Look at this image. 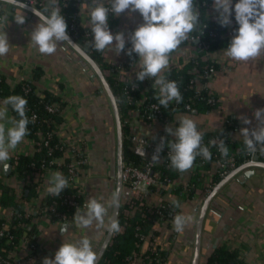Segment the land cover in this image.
Wrapping results in <instances>:
<instances>
[{
  "label": "crops",
  "instance_id": "crops-1",
  "mask_svg": "<svg viewBox=\"0 0 264 264\" xmlns=\"http://www.w3.org/2000/svg\"><path fill=\"white\" fill-rule=\"evenodd\" d=\"M100 2L105 7L110 8L109 0H100ZM91 6H93L92 0H81L78 11L81 23L90 29L89 11ZM197 10L199 11V8ZM2 15L9 17V24L5 31L8 34L10 49L6 56L0 57V73L7 78L11 86H15L19 81L33 76L35 67L43 70L37 89L54 91L64 101L68 102L62 114V126L71 131L77 127H82L94 140L90 148V164L86 168L85 186L87 191L84 203L89 198H97L106 204L110 203L113 198L111 192L116 187V182H114L116 177L112 175V170L109 167L112 161L110 162L107 156H103L101 151H96L94 148L98 142H106L110 145L113 135L110 124H107L109 118L107 96L101 91V86L94 82L91 66L83 64L81 56L71 47H66L64 42L58 43L56 51L51 55L41 54L33 47L29 42L31 31L39 23L37 16L25 17V23L18 24L14 17L22 14L11 5H0V16ZM207 15L211 20L217 21L218 13L212 4L207 10ZM143 22V17L138 11L131 15L126 11L119 17L110 13L108 24L113 34L123 32L127 40L130 33ZM226 47H218L204 56L205 59L218 66L212 70L205 84L209 93L219 99L218 105L207 111H180L171 120V125L178 126V120L188 116L196 121L201 133L221 130L230 126L232 139L242 142V137L238 136L240 129L255 127L258 122L254 112L256 109L264 108V55L247 62H237L224 55ZM195 53L193 44L178 46L170 54L169 67L182 65L189 60L188 56ZM102 56L110 65L114 66L123 65L126 59L125 49L119 55L110 49H105L102 51ZM136 64L138 62L127 72L130 79L136 75L138 70ZM103 71L106 76L110 74V69ZM2 102L3 100H0V104ZM8 115L11 116L10 108ZM242 116L251 119L252 123L250 125L244 124L240 119ZM138 125L137 133L148 136H157L162 129V123L156 120L143 121L140 119ZM31 149L30 145L22 142L15 151L29 152ZM94 152H97V157H99V160L95 162V159L93 160ZM259 158V160L254 158L248 166L243 163L232 170L228 174L233 173L232 177L205 205L214 188L226 177H223L219 183H215L214 176L217 173V166L211 164L206 174V180L196 197L181 201L180 213L190 215L194 219L192 223L186 226L181 250L176 249L177 240L172 245L167 264L192 263L197 222L203 210H205L204 227H206L202 231L201 259L212 252L215 248V240L220 238L219 243L224 240H231L232 242L241 240L250 244L251 250H244V252H249V256L253 255L255 264H264V166L260 164V161L264 162V158ZM7 163L9 164L10 160ZM191 172L190 169L181 173L175 184L164 186L161 189L162 197L167 200H178L179 195L176 194L175 190L180 183L189 181ZM2 175L5 176L7 183L12 184L16 181L14 176L6 175L3 165H0V176ZM212 178V190L206 193L203 188ZM44 194L45 191H40L36 202L42 201ZM112 210L113 207H109L108 216L110 217ZM8 211L9 208L0 206V217L6 215ZM30 222L31 225H34L35 242L40 253L37 258L23 261L20 264H43L45 257L54 259L56 251L64 241L74 242L84 236L90 239L94 251L98 252L107 234L105 229H97L95 223L90 228L80 229L75 223L49 221L45 214L40 215L39 213L33 215ZM247 225L252 226L251 229H248ZM63 227L67 228L64 234L60 231ZM170 233V227L162 226L159 232V241L165 243ZM231 233H234V237L225 239ZM190 237L193 240L192 244L189 242ZM28 256L29 252L23 248L13 254V257L18 260H24Z\"/></svg>",
  "mask_w": 264,
  "mask_h": 264
},
{
  "label": "clouds",
  "instance_id": "clouds-1",
  "mask_svg": "<svg viewBox=\"0 0 264 264\" xmlns=\"http://www.w3.org/2000/svg\"><path fill=\"white\" fill-rule=\"evenodd\" d=\"M21 0H0V5L19 6ZM110 8L92 0L89 11V24L93 39L91 46L96 51L110 49L117 55L122 53L127 42L131 43L127 54L139 56L136 68V78L143 81L146 78L153 81L154 99L167 109L170 102L182 103L183 96L176 81L169 80L165 70L169 68L170 54L190 38L194 28L199 26L200 13L195 7V0H109ZM26 7V5H25ZM212 7L218 13L217 22L222 26L233 23V13L238 28L224 49V55L233 61L247 62L264 55V0H213ZM128 12L129 15L139 12L143 17L140 24L126 37L123 32L113 34L109 28V14L119 17ZM39 17L30 35V44L41 54L51 55L60 42L72 43L68 34V24L61 12L59 0H46L42 11L34 10ZM16 23L24 24L25 16L16 15ZM9 24L7 15L0 16V57L6 56L10 49L8 34L5 31ZM207 25H204L206 28ZM203 34V33H202ZM201 34V35H202ZM197 37L194 38L196 42ZM73 44V43H72ZM75 45V44H74ZM133 61V62H134ZM135 87V85H133ZM28 101L21 95H9L0 104V165L7 171V163L11 154L22 143L28 134L29 117L27 116ZM9 107L16 114L9 116ZM255 127H243L238 136L242 137L243 151L255 156L264 154V108L256 109ZM246 125L252 123L247 117H240ZM35 116L32 117V122ZM178 126L167 125L166 132L172 139L161 137L156 152L152 156L154 162L160 159L159 153L167 146L169 167L178 172H186L193 167L197 157L211 160L210 147L203 143V134L198 130L194 119L184 116L178 120ZM209 144L217 147L222 156L227 157L229 148L223 139L219 143L215 139ZM264 166V165H262ZM68 187L67 178L59 171L49 174L46 192L52 196H61ZM174 209L182 207L177 199L170 201ZM115 194L110 203L106 204L97 198H89L83 208L77 207L73 217L75 225L80 229L90 228L94 223L97 229H105L109 233L119 231V223L108 216L109 207L117 206ZM107 217V221H106ZM193 217L177 213L173 217V230L183 232ZM64 234L66 227L60 229ZM98 254L94 251L90 239L86 236L77 241H64L56 251L55 257H45L43 264H96Z\"/></svg>",
  "mask_w": 264,
  "mask_h": 264
},
{
  "label": "trees",
  "instance_id": "trees-1",
  "mask_svg": "<svg viewBox=\"0 0 264 264\" xmlns=\"http://www.w3.org/2000/svg\"><path fill=\"white\" fill-rule=\"evenodd\" d=\"M81 0H59L61 12L65 17L68 24V33L74 38V40L89 53V55L99 64L102 70L110 69V74L107 75L109 84L116 96L120 114L123 123V160L127 162L140 163L139 158L133 154L130 149V140L128 138L129 125L126 123V117L128 110L136 107L135 99H143L144 107L149 103L159 101L155 100L153 97L155 95V89L153 88V81L151 79H145L139 81L135 77L129 80H122L117 69L114 65H110L102 56V52L96 51L94 47L91 46V40L93 36H86L85 33L90 28L84 26L78 16L79 7L77 2ZM212 4V0H195V5L199 8L200 13V30L199 26L195 32H200L205 34L206 41L210 44L208 50H199L198 56L192 58L187 62L179 66L169 67L165 70V75H167L169 80H174L177 82L180 92L183 96L182 103L174 104L170 103L167 109L163 108V117L168 118L170 121L174 118V115L180 111H185V104L190 102L192 109L197 111H207L215 108L219 102H211L210 97L216 98L215 95L209 93L208 87L202 89H197V85L192 83L193 80L196 82L208 81L210 75L205 74V70L208 69L212 72L213 69L218 67L212 61L204 58L205 54L214 49L222 46H227L230 42V38L224 37L226 28L220 25L217 21L211 20L207 15V10ZM234 18V13L233 17ZM72 24H76V31L72 29ZM207 28H203L204 25ZM214 30L217 32L215 36L208 34L209 30ZM203 30V31H202ZM92 33V32H91ZM131 47V43L127 42L125 47L126 59L123 66L128 69L132 64L138 61L139 56L137 53H133L132 56L127 54L128 48ZM134 61V62H133ZM197 69L196 71L194 69ZM43 75V70L39 67H35L33 70V76L31 79H24L19 81L15 86H11L7 78L0 73V99L4 100L9 95H21L25 97L28 101L27 104V116L29 117L28 124V134L27 136L39 139V131L44 133L52 132L61 124L63 121L62 114L60 112H50L47 109L48 104L60 101L61 96L57 95L54 91L49 89H43L38 92V81ZM133 83L139 84V89L131 90L130 85ZM148 88V90H146ZM107 96V94L105 93ZM108 100L109 97L107 96ZM110 102V100H109ZM66 102H61V107H65ZM111 106V103H110ZM10 108V107H9ZM13 116L16 114L11 110ZM37 114V118L32 122V117ZM111 119L115 124L113 110H111ZM116 132V131H115ZM203 143L210 147L212 153L211 160H204L201 157H197L194 161V171L188 181L190 195H193L196 188H200L206 180V174L211 164L214 162V154L217 151V147H213L209 142L217 137H221L229 148V154L236 152L237 148L243 149V143L232 139L230 135V126H226L221 130L206 131L202 132ZM116 135V133H115ZM50 146L53 147V151L49 153V145H43L40 150L36 151L32 155H21L16 167L12 169L9 176L15 174L22 180L30 181V184L25 190H28L27 194H24L22 198L17 196L16 189L7 183L5 176H0V206L5 208L13 207L15 209V215L12 219L11 225L7 231L8 235L14 236L15 242L25 233H27L30 238L35 241L34 235V225L29 224L32 217H27L25 215V207L27 202L31 197L38 194L37 187L42 181V174L45 172L46 168L50 165V161L58 159L62 155V148L60 147V141L56 134H54L49 140ZM115 149L114 161L112 165V175L116 173V140L112 145ZM239 158V163L237 167L245 163L244 155L237 153ZM15 162L14 158L11 157L10 164ZM170 161L168 157L163 158V160L158 164L157 168L161 171L162 178H169L172 181H176L180 178L181 172L172 170L169 167ZM223 179L219 173L214 176V182L219 183ZM73 192L71 189L66 188L62 192L61 196L48 195L45 197L44 202L51 206H56L58 209L73 212L74 209L69 208L67 205L62 203V197ZM176 194L179 195V201L187 199L188 194L183 192L182 185H179L176 190ZM79 202L84 203L82 198L77 197ZM138 204V202H136ZM167 209L163 211L170 214V211L174 210L170 201H167ZM129 207L128 203L121 202V207L118 216L119 231L114 233L110 244L108 245L103 257L98 264H128L135 256L139 255L142 257L141 264H164L168 259L169 249H148L143 253V243L140 240L138 233L150 234L153 226L157 221H161L158 211L162 209L156 208L154 212H148L147 206H141L140 210H136L132 214L128 215L125 210ZM8 235L0 237V252L7 256L13 249V244L7 242ZM244 250L250 251L251 245L244 241L236 240L232 242L231 240H224L219 243L210 254L206 255L200 264H255L254 257L242 256ZM149 260L151 262H149Z\"/></svg>",
  "mask_w": 264,
  "mask_h": 264
},
{
  "label": "built area",
  "instance_id": "built-area-1",
  "mask_svg": "<svg viewBox=\"0 0 264 264\" xmlns=\"http://www.w3.org/2000/svg\"><path fill=\"white\" fill-rule=\"evenodd\" d=\"M27 4L35 6L40 10H43L46 0H21ZM78 7L80 2H77ZM60 5V2H59ZM197 8L198 6L195 5ZM206 25V24H205ZM225 27V26H224ZM204 28V26H203ZM207 28V27H206ZM226 32L224 33V37L232 38L234 34V29L238 28V24L233 19V23L230 26L225 27ZM72 29L76 31V24H72ZM198 29V28H197ZM203 31V30H202ZM200 32H192L190 34V38L187 41H184L179 46H184L187 44H193L194 49L196 50L195 54L188 56V59L196 58L198 56L199 50H208L210 44L205 39V34ZM209 35L215 36L217 34L214 30H209ZM86 36H91V30H88L85 33ZM197 37L196 42H194V38ZM206 55V54H205ZM132 64L128 69H126L123 65L115 66L118 73L120 74V78L122 80H129L130 78L127 75L128 70L133 66ZM197 70L196 68L194 69ZM211 71L206 69L205 74L211 75ZM31 77L26 79H31ZM25 79V80H26ZM24 80V79H23ZM207 82V81H206ZM206 82H196L193 80L192 83L197 85V89H202L205 86ZM135 85V87H133ZM131 90L139 89V84L133 83L130 85ZM40 92V90H38ZM1 100V99H0ZM209 100L211 102H219V99L216 97H210ZM61 102H66V106L68 104L67 101H64L61 98ZM61 102H53L52 104L47 105V109L50 112H60L63 114L65 107H61ZM135 103H137L136 107L131 108L128 110L126 123L129 125V134L128 138L130 140V149L134 155H136L140 163L134 162H127L123 160V169H122V180H123V192H122V201L124 203H128L129 207L125 210V213L130 215L136 210H140L141 206H147L148 212H154L156 208L162 209L158 211L161 221H157L153 226V229L150 231V234H143L138 233L140 240L143 243V253L148 249H171L172 245L177 240L180 233H177L173 230V217L175 214L180 213V209H174L170 211V214H167L163 211L167 209V200L162 197L161 189L166 185H173L175 184L174 181L170 180L169 178H162L161 171L157 168L158 164L163 160V158L167 157L169 149L167 146L164 147L163 151L159 153L160 159L158 162H154L152 160L153 154L156 152L157 146L161 142V137H166L167 139H172L170 134L166 132V126L171 125V121L166 117H163V108L159 105V103L152 102L149 103L147 106L144 107L143 99H135ZM175 103V101L170 102ZM192 109L191 103L188 102L185 104V111L189 112ZM183 112V111H182ZM177 114V113H176ZM11 116H13L11 112ZM35 118H37V114H34ZM175 116V115H174ZM140 119L143 121H159L162 123V129L160 134L157 136H148L137 133L136 129L139 127ZM64 129V130H63ZM56 134L58 137L61 148L63 150L62 155L58 159H52L50 161V165L46 168L45 172L42 174V181L37 187L38 194L31 197V199L27 202L25 207V215L27 217H32L35 214H45L49 221H67L70 223H74L73 217L75 215L77 207L83 208L84 203H80L77 197L82 198L83 202L86 196V186H85V177H86V168L90 164V148L93 144V137L82 127H77L73 131L66 130L62 123L58 124V127L55 128L52 132L44 133L43 131H39V139L32 138L26 136L23 143H27L32 147L29 152L25 151H15L11 157L14 158L15 162L11 164V171L16 167L18 160L21 155H32L36 151L40 150L41 147L44 145L50 146V138ZM222 139L221 137L215 138L217 143L219 140ZM53 151V147H49V153L51 154ZM237 153H241L244 155L245 163L254 160L256 156L264 158V154L257 153L255 156L249 155L243 151L241 148H237L236 152L228 154L227 157L222 156L221 153L218 151L214 154V162L217 166V173L220 176H227L232 170L237 168L239 163V158ZM192 172L194 171V165L191 168ZM54 171L61 172L68 180V187L73 192L67 193L62 197V203L67 205L69 208H73V212H67L58 209L56 206L48 205L44 202L45 197L49 194L46 192V188L48 186L49 174ZM16 178L14 183H8L12 185L17 192V196L22 198L24 194H26V188L30 184L28 180H22L18 177L17 174L13 175ZM183 187V192L188 194L187 199H194L198 194L200 188H196L193 195H190L189 190V183L184 182L180 183ZM213 187V178L210 179L205 184L203 188L204 192L208 193L212 190ZM45 191L44 198L39 203L36 200L39 198V194ZM138 202V204L136 203ZM15 215V209L13 207L9 208V211L3 217H0V237L8 235L7 231L11 225L12 219ZM31 222H29L30 224ZM167 225L171 229V233L169 234L168 240L164 242H160L159 232L161 227ZM248 229H251L252 226L247 225ZM235 232V231H234ZM237 234V232H235ZM234 233L229 234L225 239L233 238ZM7 242L13 244V249L7 256H4L0 252V264H20L23 261L26 262L27 260L35 259L39 256V248L35 241H33L30 236L25 233L23 234L18 241L14 239V236L8 235ZM159 247V248H158ZM24 249L25 251L29 252L28 258L24 260H18L13 257V254L19 250ZM170 251L168 254L169 259ZM242 256H249V252H242ZM168 259L164 264H167ZM142 257L137 255L135 256L128 264H141ZM149 262H151L149 260ZM149 264V263H148ZM218 264V263H216Z\"/></svg>",
  "mask_w": 264,
  "mask_h": 264
},
{
  "label": "water",
  "instance_id": "water-1",
  "mask_svg": "<svg viewBox=\"0 0 264 264\" xmlns=\"http://www.w3.org/2000/svg\"><path fill=\"white\" fill-rule=\"evenodd\" d=\"M26 5V7H25ZM14 9L19 12L20 14L24 15L25 17L31 18L32 16H36L34 13V10L36 11H42L39 8L32 6L30 4H27L23 1H21L19 6H14ZM38 17V16H37ZM39 18V17H38ZM198 26L194 28V31H196ZM69 34V33H68ZM69 38L71 42H64L66 47H71L74 51H76L82 58V63L83 64H89L93 70L92 72V78L95 83L101 86V91L106 93L107 96L109 97L111 107L113 110L114 114V119H115V130H116V192L115 196L118 201V205L113 207L111 217L114 219H118L119 216V211L121 207V201H122V192H123V180H122V169H123V123H122V118L120 114V109L119 105L116 99V96L109 84V81L107 79V76L105 75L104 71L102 68L99 66V64L89 55L87 51H85L75 40L74 38L69 34ZM75 44V45H74ZM259 156L255 157V160H259ZM261 165H264V162L260 161ZM245 166L249 165V162L244 164ZM9 168L7 171H5L6 175H9L11 172V164L9 163ZM233 173L226 176L213 190L212 194L207 198V201L205 202V205L209 203L211 198L217 193V191L232 177ZM28 193V190H26V194ZM204 215H205V210L202 211V213L199 216L198 222H197V235H196V244H195V252H194V257L192 259L191 264H200L201 259V252H202V231L204 227ZM114 233H109L107 232L106 237L97 252L98 254V260L96 264L99 263L101 258L103 257L108 245L110 244L112 237ZM220 242V238H217L215 240V247L218 245Z\"/></svg>",
  "mask_w": 264,
  "mask_h": 264
},
{
  "label": "rangeland",
  "instance_id": "rangeland-1",
  "mask_svg": "<svg viewBox=\"0 0 264 264\" xmlns=\"http://www.w3.org/2000/svg\"><path fill=\"white\" fill-rule=\"evenodd\" d=\"M105 94V93H104ZM107 100H108V98H107ZM112 110V107L110 106V102H109V100H108V112H109V118H108V122H107V124H110L109 126H110V129H111V131H112V135H113V137H112V141L110 142V145H108L106 142H98L97 143V146H96V148H94L96 151L98 150V151H101L102 153H103V156H107V158H108V160H110V168H111V170H112V165H113V161H114V154H115V149H114V147L112 146L113 144H114V141L116 140V135H115V124H114V122L113 121H111L112 119H111V114H110V111ZM111 121V122H110ZM97 152L95 153L94 152V154H93V160H94V162L96 161V160H99L98 158L99 157H97ZM99 162V161H98ZM100 163L102 164V161L100 160ZM107 166V165H106ZM116 174V173H115ZM115 177V176H114ZM115 181H116V179H115ZM186 229V228H185ZM185 230L183 231V232H181L180 233V235H179V237H178V239H177V241H176V249H178V250H181L180 248L182 247V245H183V242H182V240L183 239H185ZM194 237L192 236V239H193ZM190 240H189V242H190V244H192L193 243V240L191 239V237L189 238ZM185 241V240H184ZM186 242V241H185ZM183 253V252H182ZM184 254V253H183ZM172 258V257H171ZM171 260H173V259H171Z\"/></svg>",
  "mask_w": 264,
  "mask_h": 264
},
{
  "label": "flooded vegetation",
  "instance_id": "flooded-vegetation-1",
  "mask_svg": "<svg viewBox=\"0 0 264 264\" xmlns=\"http://www.w3.org/2000/svg\"><path fill=\"white\" fill-rule=\"evenodd\" d=\"M114 182H116V181H114ZM115 186H116V184H115ZM115 192H116V187L113 188V190H112V192H111V195H112V194L114 195ZM113 195H112V196H113ZM113 207H114V206H113Z\"/></svg>",
  "mask_w": 264,
  "mask_h": 264
}]
</instances>
